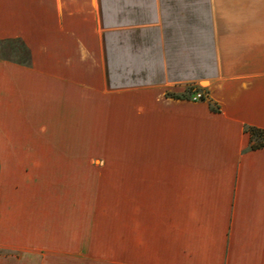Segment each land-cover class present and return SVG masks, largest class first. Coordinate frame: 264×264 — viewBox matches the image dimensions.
I'll list each match as a JSON object with an SVG mask.
<instances>
[{
    "label": "crops",
    "instance_id": "0c3cea01",
    "mask_svg": "<svg viewBox=\"0 0 264 264\" xmlns=\"http://www.w3.org/2000/svg\"><path fill=\"white\" fill-rule=\"evenodd\" d=\"M10 39L0 264L91 260L92 184L114 264H264V0H0Z\"/></svg>",
    "mask_w": 264,
    "mask_h": 264
},
{
    "label": "rangeland",
    "instance_id": "374dc122",
    "mask_svg": "<svg viewBox=\"0 0 264 264\" xmlns=\"http://www.w3.org/2000/svg\"><path fill=\"white\" fill-rule=\"evenodd\" d=\"M193 90V87H187V92ZM96 184H92L91 191V234L92 243L90 250L91 260L74 264H114L115 255V234L121 225L118 222L120 215V200L98 199L95 197ZM121 211V210H120ZM95 254H102L106 259L104 261H95ZM0 257H2L0 255Z\"/></svg>",
    "mask_w": 264,
    "mask_h": 264
},
{
    "label": "trees",
    "instance_id": "16d2710c",
    "mask_svg": "<svg viewBox=\"0 0 264 264\" xmlns=\"http://www.w3.org/2000/svg\"><path fill=\"white\" fill-rule=\"evenodd\" d=\"M0 59L15 60L21 64L29 65L31 62L30 51L22 40L10 39L0 40ZM198 90H191L190 95ZM179 98H188L189 95L178 96ZM245 132L250 136V149L259 150L264 148V129L246 126Z\"/></svg>",
    "mask_w": 264,
    "mask_h": 264
},
{
    "label": "built area",
    "instance_id": "2783aa9c",
    "mask_svg": "<svg viewBox=\"0 0 264 264\" xmlns=\"http://www.w3.org/2000/svg\"><path fill=\"white\" fill-rule=\"evenodd\" d=\"M204 98V94L203 93H197L194 97H193V100L194 101H199V100H202Z\"/></svg>",
    "mask_w": 264,
    "mask_h": 264
}]
</instances>
